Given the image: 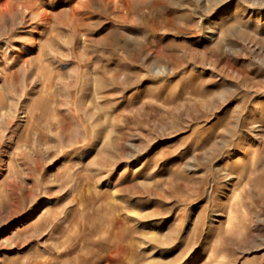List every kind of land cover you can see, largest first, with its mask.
<instances>
[{"label":"rangeland","instance_id":"obj_1","mask_svg":"<svg viewBox=\"0 0 264 264\" xmlns=\"http://www.w3.org/2000/svg\"><path fill=\"white\" fill-rule=\"evenodd\" d=\"M0 264H264V0H0Z\"/></svg>","mask_w":264,"mask_h":264},{"label":"bare ground","instance_id":"obj_2","mask_svg":"<svg viewBox=\"0 0 264 264\" xmlns=\"http://www.w3.org/2000/svg\"><path fill=\"white\" fill-rule=\"evenodd\" d=\"M6 4V3H5ZM18 228V227H17Z\"/></svg>","mask_w":264,"mask_h":264}]
</instances>
